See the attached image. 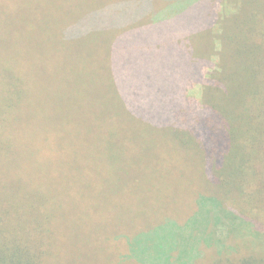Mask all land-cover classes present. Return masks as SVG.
<instances>
[{
    "label": "trees",
    "instance_id": "obj_1",
    "mask_svg": "<svg viewBox=\"0 0 264 264\" xmlns=\"http://www.w3.org/2000/svg\"><path fill=\"white\" fill-rule=\"evenodd\" d=\"M138 1L104 7V0H98L84 10L86 4L70 6L51 14L54 20L49 27L37 19L19 18L16 22L25 23L19 30L24 44L19 42L14 50L0 46V264H59L55 254L60 239L72 240L82 228L92 230L93 236L85 240L92 239L91 262L98 254L94 264H170L164 242L151 247L146 241L149 235L160 234L164 220L156 227L153 222L159 219L149 224L135 220L119 231L118 225H125L119 219L125 209L109 198L115 190L109 171L128 177V192L135 191L147 174L164 177L156 181L157 186H180L173 172L185 176L200 167L210 174L215 194L238 193L244 185L240 177L247 154L244 146H234L243 126L228 129L227 121L214 109L187 94L200 77L201 53L191 39L203 34L206 4ZM252 1L261 7L255 17L251 12L252 19L259 14L264 18V0ZM27 36L39 44L34 46ZM105 36L113 41L104 60L110 67L104 81L91 70L88 58L77 54L74 65L68 64L66 59L75 48L97 55ZM27 53L32 56H23ZM50 53L53 61L47 59ZM122 58L133 59L137 66L128 67ZM92 94L99 100L86 107L73 101L77 96L92 98ZM108 94L150 111H141L145 115L137 125H122V112L128 108L106 105ZM245 143L247 149L251 142ZM189 154L196 161L190 162ZM134 170L146 174L133 178ZM196 180L203 182L197 176L188 180L187 198L177 197L180 203L187 200L185 212L195 207ZM143 186L149 188L147 183ZM108 205L118 206L117 212ZM76 251L78 260L86 264L85 245ZM191 255L186 264H264L260 257L220 255L203 263L205 257L196 249Z\"/></svg>",
    "mask_w": 264,
    "mask_h": 264
},
{
    "label": "rangeland",
    "instance_id": "obj_2",
    "mask_svg": "<svg viewBox=\"0 0 264 264\" xmlns=\"http://www.w3.org/2000/svg\"><path fill=\"white\" fill-rule=\"evenodd\" d=\"M128 1L130 3L125 6L130 5L133 0H104L103 6L118 5ZM136 1L139 3L138 0ZM198 2L206 4L205 23L201 27L203 34L200 36L198 34L191 40L197 43L198 51L201 53V56H198L201 58L200 77L198 82L187 88V94L192 100L201 99L204 107L214 109L227 121L228 129L234 130L235 127L243 126L244 130L239 136L234 133L236 136L234 146L237 144L244 146L247 154V162L242 167V177H240L244 185L237 189L238 193L233 192L223 196L222 193L215 194L211 188L210 174L204 173L201 167L186 172V177L181 173L173 172L172 176L180 179V186L170 183L166 188L155 184L156 181L164 178L162 175H144L146 173L134 170L133 178L144 176L139 179L135 191L128 192L129 179L117 170L109 171L115 189L110 193L109 198L119 204L121 209H125V213L119 218L125 225L123 228L118 225L119 231L127 229L135 220L141 221V224H149L159 219V222H153L155 227L160 221L166 222L167 226L164 225L165 227L160 229L159 235H149L146 241H149L151 247L156 243L159 245L164 242L163 252L170 264L188 263L192 249H196V254L205 257L202 259L203 263H207L209 257L213 255L232 259L248 256L264 259V18L259 14L258 19H252L261 8L252 0H198ZM97 4L98 0H0V46L11 47L14 50L19 42L24 44L20 39L22 35L19 30H23L25 23L16 22L19 18H24L26 22L37 19L40 25L49 27L50 21L54 20V18L50 19V15L54 12L77 5H85L81 8L84 10ZM122 10L121 7L117 11L121 13ZM53 27L54 24H51V28ZM110 38L111 36L104 37V44L98 48L100 52L97 51V55L90 49L84 48L86 53L73 49L74 51H71L66 59L68 64L74 65L77 54L80 59L88 58L93 65L91 70L104 81L106 69H110L104 61L107 58L108 46L111 47L113 41ZM27 40L34 46L39 44V41L36 42L35 38L30 36H27ZM117 42L123 44L121 39ZM79 46L85 47V43ZM92 47L95 48L96 45ZM113 53L115 50L112 51L111 56L114 55ZM23 56L28 57L32 54L27 53ZM47 59L53 61L54 55L47 54ZM122 59L128 67L137 66L133 59ZM117 98L114 99L112 94H108V103L104 102L101 105H120L119 107L128 108L122 112L120 121L122 125H137V121L145 115L144 112L150 111L148 108L131 107L132 104L128 99L119 98L118 101ZM98 100L99 98L94 94L92 98L77 96L73 99L74 102L85 107ZM142 110L145 111L141 112ZM253 137L256 139L253 140ZM237 140L240 143H236ZM246 141L251 142L247 149ZM188 156L190 162L196 161L191 154ZM194 176L203 182L196 180L195 186L198 189L194 187L195 190L192 191L193 195H196L197 191L199 195L193 200L195 207L192 205V212L186 211V213L183 209L187 200L180 203L177 197L187 198L185 195L188 189L187 183L188 180L194 181ZM144 183L149 185L148 189L144 188ZM165 194L166 198L163 197ZM113 207L108 205L107 208ZM113 209L117 212L118 206ZM183 214L185 217L182 216ZM168 218L170 220H166ZM175 219L177 222L173 227V223L170 222H175ZM79 224L81 226V222L77 221L78 226ZM82 224H86V221H82ZM78 231L79 234L74 233L72 240L66 237L60 239L55 254L59 264H83L78 260L79 253L76 251L83 245L89 256L86 264L95 263L98 254L91 262L94 256L92 239L85 240L93 236L92 230L82 228ZM98 242L95 241V246L104 254ZM105 242L110 243L106 240ZM149 253L154 256L151 249ZM117 255L120 256L121 253ZM130 258L131 261H136L133 257Z\"/></svg>",
    "mask_w": 264,
    "mask_h": 264
}]
</instances>
